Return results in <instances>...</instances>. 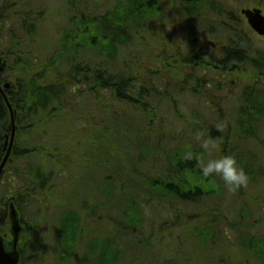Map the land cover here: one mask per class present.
Segmentation results:
<instances>
[{
  "label": "rangeland",
  "instance_id": "rangeland-1",
  "mask_svg": "<svg viewBox=\"0 0 264 264\" xmlns=\"http://www.w3.org/2000/svg\"><path fill=\"white\" fill-rule=\"evenodd\" d=\"M67 2L68 0H0V8H3L0 11L3 16L0 41L10 53L9 59L7 58L10 68L7 78L29 82L41 71L39 66L49 64L48 60L58 48L63 31L72 28L69 24L70 18L76 15ZM79 2V7L87 17L102 14L111 3L110 0ZM208 2L209 11L205 10L207 15L202 12L199 20L203 19V24L197 26L184 18L183 1L161 0L162 5L152 13L155 16L149 22L144 37L140 38L139 34L132 33L129 46L123 45L120 49L119 62L112 65L104 59L100 64L106 65L114 73H125L132 69V73L137 77V84L157 88L159 96L153 98V118L148 122L156 133L159 147L165 150L168 159L172 155L179 157L174 154L175 151L186 147L187 143L195 144V148L202 150L201 159L204 161L234 152L243 164H253L250 172L257 176V181L249 182L246 187L242 186L232 192L219 176L214 175L211 177L213 182L207 183V188L204 186L206 190L200 191L202 193L198 199L194 197L195 200L192 201H180L165 192H161L162 197H157L154 191L149 193L148 186L146 193L145 189L142 193L137 191L141 194L138 207L141 208L143 222L135 236L124 233L116 226L119 231L116 230L118 238L115 239V242L127 251L125 259H134V264H264V110L261 111L256 106L262 114L255 113L250 118L248 113L254 109L253 104L244 97V94L251 90L249 100L257 99V102L264 104V82L260 79L264 77V72L254 74L248 81H231L218 70L209 69L201 63L194 67V57L189 52L196 42L200 41L208 53L210 45L213 56L222 57L218 56L219 48L226 44V40L219 38V28L226 24L227 27L232 26L229 30L238 28L243 31L250 56L264 55V38L249 28L241 14L243 9L258 8L264 16V0ZM212 4L220 8L221 15H215ZM27 9L33 10V15L39 19L36 22L38 34L35 37H29L21 22L13 17L15 12L18 14ZM102 47L88 45L86 48L90 49H86L77 57L80 61L94 66L99 59L98 51ZM21 58L26 62L29 71L21 72ZM184 59L188 61L184 62ZM124 62L128 64L123 65ZM243 67L245 70L251 66L244 64ZM182 81L186 88L195 85L193 82L197 81L200 83L199 92H181L179 83ZM166 88L171 91L175 106L166 98ZM190 90L192 91V88ZM88 94V91L77 94L74 103L70 104L73 108L63 111L65 115L85 117L86 122L83 119L72 121L68 117L61 123H50L41 129L46 134L42 135L40 140L34 138H38L40 132H32L33 137L28 145H37L40 141L45 144L54 133L62 143L63 140L68 141L72 150L67 153V170L58 173L52 183L54 189L47 194L36 192L33 198L22 203L21 218L25 224L21 233V239L25 243L23 249L21 248L22 264H92L91 256H88V247L92 249L90 239L96 238L100 241V253L107 233L113 225L103 221L97 222L96 218L86 222L81 218L82 214L77 218L73 213H79V206L84 201L92 203L91 205L101 204L104 198L111 200L115 195L117 198L111 202L109 212L113 215V210H116L121 216L127 206L126 201L135 197L133 187L138 186V190L144 188L141 178L129 172L134 163L132 154L133 149L136 150L138 139L148 146L156 142L153 138H145L141 132V123L145 118L136 108L114 103L111 96L102 90L99 101ZM97 105L101 106L98 108ZM105 107L111 114L119 116L120 122L125 121L126 124L132 125L131 128L125 125V128L132 131L127 141L132 150L129 149L130 145L128 148L125 144L127 137L120 141L119 137L107 136L102 144L97 142L96 115H100ZM242 107L247 109L244 116ZM239 121L244 124L249 136H244L243 132L238 131ZM190 127L199 132H189L187 128ZM67 129L75 132L68 135ZM137 132L138 138L135 135ZM210 132H213L215 137L209 136ZM131 134L137 140L133 139ZM187 135L193 137L189 138ZM25 136L22 142H26L28 136ZM197 136L213 140L217 144V150L206 152ZM180 142L186 144L180 147ZM28 145L27 148H30ZM108 148H111V152L109 151L110 156L106 157L103 149ZM108 158L114 169L123 167V175L122 171L115 174L109 166L103 164ZM179 158L183 162L188 161ZM32 161L35 166L43 165V162L35 157L15 160L13 166L18 174L14 179L18 178V182L25 181L27 165ZM158 165L159 170H162V166L159 163ZM45 167L48 171L51 170L52 163L46 162ZM258 168L261 169L262 175H259ZM142 172L145 175L148 170L144 168ZM106 173L114 174L110 186L104 183ZM9 177L7 175L5 179L6 185L0 186V197L10 194ZM105 193L109 196H105ZM99 214L102 218L106 215L102 211ZM86 230L89 232L83 235L81 241H77L81 232ZM64 232L68 235L66 244L62 239ZM197 235L203 241L196 238ZM146 238L149 239V245ZM258 241H263L262 250L252 248Z\"/></svg>",
  "mask_w": 264,
  "mask_h": 264
},
{
  "label": "trees",
  "instance_id": "trees-1",
  "mask_svg": "<svg viewBox=\"0 0 264 264\" xmlns=\"http://www.w3.org/2000/svg\"><path fill=\"white\" fill-rule=\"evenodd\" d=\"M79 1L80 0H68L67 2V4L75 10L76 15L74 14L70 18L69 24L72 25V28L63 31L62 38L59 40L58 48L48 60L49 64L46 66H39V71H41L29 82L25 83L20 79L15 81L18 93H13L12 97L14 100V107L18 112V131L15 143L16 146L13 149L7 167V173L10 176L8 178V191L12 195L10 201L14 202L18 212L22 216V205L26 203V200L33 198L36 195V192L47 194L50 190H53L55 186L52 183L55 181L56 175L67 170L68 167V164H66L69 159L67 153L72 150V147L68 145V141L63 140L64 143H62L60 139H57L55 136L56 134L53 133L52 136L47 139V143L45 144L40 141L37 145H28L33 137L32 134H38L40 132L41 135H39L38 138L34 137L35 139L40 140L41 136L46 134L41 129L47 127V125L53 122L61 123L64 120H67L66 118L68 117V119L72 121H75V119H83L86 122L85 117H73L71 114L65 115L63 114V111L70 107L73 108L70 104L74 103V100L77 98L76 95L81 92L88 91V96L93 97L97 101L101 100V90L105 94L108 93L114 103L136 108L145 118L144 122L141 123V132L144 134L145 138H153L156 141L154 145L148 146L146 143L144 144L138 139L139 142L136 150L132 148L130 143L129 148L127 141L129 139L128 137H130L129 134L132 131L125 128V125L130 128L132 125L126 124L125 121L120 122L121 118L116 114H111L112 112L107 107H105V110H101L100 115H96L97 118L95 122L98 131V136L96 137L97 142L102 144L107 136L119 137L120 141H123V139L127 137L125 144L130 150L133 149L134 151V154H132V156H134V163H132L129 173L137 178H141L142 186H144V188L138 190V186L133 187L135 197L126 201L127 206L121 216L117 214L116 210H113V215L109 212L111 202L117 198L115 195L111 200H105V198L103 200L102 197L103 201L101 204L96 203L91 205L92 203L89 204L87 201H84L79 206V213L75 211L73 214L77 218L81 217L80 214H82L81 218H84L86 222L93 221L94 218H96L97 222L103 221L104 223H110L113 225V228L107 233L100 253L98 247L101 245L100 241L98 242L96 238L90 239L89 244L92 249L88 247V256H91L90 259L92 264H134V259H131L130 261H128V258L125 259L127 251L123 247H120V245L115 242V239L118 238V234L116 233V230L119 231L117 229L118 227L121 228L124 233L127 232L129 235L135 236L138 232V227H140L143 222L141 208L138 207V201L141 199V194L139 195L137 191H141L142 193L145 189L144 193H146L149 188V193L154 191L157 197H162L163 194H161V192H165L167 195L171 194L172 196H175L180 201H192L195 200L194 197H197L198 199L199 194L202 193L200 191L206 190L207 183H212L213 180H211V177H202L199 171L200 165L197 160L193 159L183 162L179 158L181 157L184 159L182 156L189 150L202 158V150L195 148V144L192 145L187 143L188 145L186 147L179 148L175 151L174 154L179 155V157L172 155L170 159H168L165 150L159 147L156 133L151 128V123L148 122L149 119L152 121L153 118L154 112L151 110V104H154L153 98L159 96L157 88H154V86L151 88L137 84V77L132 73L134 71L132 69H128L127 72L129 73H114L110 71L106 65L100 64L104 59H106L105 62H109L112 65L119 62L120 49L123 45L129 46L132 41V33L133 35L139 34L140 38L144 37V34L148 30L147 26L150 25L149 22L155 16L152 13L155 12L157 7L160 9V6L162 5L161 0H110V5L107 6L102 14H99L96 17H87L79 7ZM181 1H183L182 4L184 5V18L197 26L203 24V19H199L202 17L201 14L203 11L204 13L205 10L209 11L208 0ZM77 4H79L78 7ZM212 8L214 9L213 12L215 15H221L222 12L219 7H215V5L212 4ZM207 13L208 12L205 14L207 15ZM13 17L21 22V26H24L29 37H35L38 34L36 22L39 21V19L33 15V10H22V12H19L18 14L15 12ZM225 25L226 24H222L219 28V38L226 40V44L219 48L218 56L222 57H214L213 49L210 45L208 46L210 49V52L208 53L204 50L200 41H197L193 46V48H195L189 50V52L193 54L194 59H197V61L192 59V65L198 67L199 63H201L209 69L218 70L221 75L227 76L231 81H234L235 79H237L235 81H248L249 78L254 76V74L256 75V73L264 72V55H257L255 57L250 56L248 47L244 42L243 31L238 28H232L233 30H229L232 26L227 27ZM88 45L103 46L102 49L98 51L99 59L94 66L85 63V61H80L77 57L78 54L84 52L86 49H90L86 48ZM21 61L23 67V69L21 68V72L29 71L26 62L23 59ZM175 61L174 63H178ZM187 61L188 59H184V62ZM127 64V62L123 63V65ZM244 64H249L251 67L243 70ZM243 72H246L247 74H243ZM50 77H53V79H50ZM241 77L248 79H242ZM260 79L264 82V77H260ZM179 84L180 88H178L181 92L187 90L192 94L199 92L200 83L198 84L197 81L193 82L195 85L190 86L192 91L190 88L184 87L183 81ZM179 84H177V86ZM170 92L168 88H166V98L175 106ZM244 97L246 101L251 103L252 100H249L251 97V90L247 91L244 94ZM100 106L101 105H97L98 108ZM174 108L177 109L176 107ZM241 111L244 116L247 109L242 107ZM255 113H257V115L262 114V112L258 111L256 108L249 111L248 114L250 115V118H252V115ZM6 119H8L7 110L0 96V141L1 139L3 141V136L9 132V124L5 125ZM250 123L252 126V122ZM135 126L136 125H133V127ZM187 129L194 134L198 131L196 128L192 127ZM210 131H212V129H210ZM238 131L241 133L243 132L244 136H249L248 132L244 129V124L240 121L238 122ZM71 132L75 131L68 130V135H70ZM24 135H26L25 137L28 136L26 142H22ZM135 135L137 138L139 137L138 132ZM211 135L212 138L215 137L213 132L209 133V136ZM187 136L189 138L193 137L190 135ZM131 137L137 140L133 134H131ZM193 143L195 142L193 141ZM182 144L186 143L180 142V147ZM27 145L31 147L27 148ZM109 151L111 152V148L103 149V154L106 157H109ZM229 154L235 155L234 152ZM27 157H35L43 162V165L35 166L33 165V161L29 163L27 165L26 180L18 182V178L17 180L14 179L18 174L17 169L13 166L14 161ZM167 160L168 162L166 163L165 161ZM237 161L248 173L250 178L249 182L252 183L257 181V176L255 177V174L250 172L253 164H243L242 161L238 159ZM46 162L52 163V168L49 171L45 167ZM158 163L162 166V170H159ZM103 164L109 166L115 174L122 171L123 175V167L119 166L117 169H114V165L110 158L106 159ZM144 168L148 170L145 175L142 172ZM258 170L259 175H262L263 173L261 169L258 168ZM113 179V173H110V175H107L106 173L104 183L110 186ZM147 186L148 188L146 189ZM204 186L206 187L205 189ZM28 187H30V189H23ZM105 196H109V194L105 193ZM0 206L6 207V201L4 200L3 203H0ZM4 211L1 209L0 215L3 217V221H6L7 208H5ZM101 211L103 214H106L103 218L99 214ZM87 232L89 231H82L80 234L81 237L78 238L77 241H81L83 235H86ZM67 237V233L64 232L62 234L64 244L68 243ZM196 238L203 241L199 235H197ZM146 241L147 245H149V239L146 238ZM20 242L24 241L20 239ZM259 245H261L260 248L258 247ZM252 248L262 250L263 241H258V243L253 245ZM62 256H64V254H62Z\"/></svg>",
  "mask_w": 264,
  "mask_h": 264
},
{
  "label": "water",
  "instance_id": "water-1",
  "mask_svg": "<svg viewBox=\"0 0 264 264\" xmlns=\"http://www.w3.org/2000/svg\"><path fill=\"white\" fill-rule=\"evenodd\" d=\"M242 14L245 16L250 28L260 36L264 37V16L258 9L254 10H242ZM10 83L7 82L4 88L7 89ZM4 100L10 112V127L9 132L3 136L4 146L3 152L4 157L0 163V176L3 169L11 155L12 147L14 145L15 134L17 127L14 122V113L8 99L4 96ZM8 220L10 224L9 233L11 235L10 240H6L0 236V264H19L20 253L18 251V241L21 232V225L19 220L18 212L15 206L11 203L8 208Z\"/></svg>",
  "mask_w": 264,
  "mask_h": 264
},
{
  "label": "clouds",
  "instance_id": "clouds-1",
  "mask_svg": "<svg viewBox=\"0 0 264 264\" xmlns=\"http://www.w3.org/2000/svg\"><path fill=\"white\" fill-rule=\"evenodd\" d=\"M197 140H201V147L208 153L217 150V144L211 139H203L197 136ZM185 160H197L200 165L199 171L204 178L219 176L229 191L235 192L242 186L246 187L249 183V175L245 169L239 165L235 155H220L218 158H211L207 161L202 160L197 154L191 150L184 153Z\"/></svg>",
  "mask_w": 264,
  "mask_h": 264
},
{
  "label": "flooded vegetation",
  "instance_id": "flooded-vegetation-1",
  "mask_svg": "<svg viewBox=\"0 0 264 264\" xmlns=\"http://www.w3.org/2000/svg\"><path fill=\"white\" fill-rule=\"evenodd\" d=\"M3 8H0V11H2ZM3 25V16L1 15V12H0V30H1V27ZM9 55V56H8ZM10 57V53L7 50L4 49L3 47V44L2 42L0 41V96L3 100V104L4 106L6 107V110H7V114H8V119L5 120V125L9 124L10 125V112H9V109L7 107V104L4 100V96L7 97V99L9 100L11 106H12V109L13 111L15 112L14 114V120H15V124H17V115H18V112H17V109L14 107V100H13V97H12V94H17L18 93V89L17 87H12L11 85H9V87L7 89L4 88V85L8 82V79L7 78V73H8V70H10V68L8 67L7 65V58L9 59ZM11 79V78H10ZM12 82V81H11ZM14 83V82H12ZM15 86V84H13ZM3 136V134H2ZM1 136V138H2ZM3 146H4V140L0 141V158L2 160V157H3ZM16 146V145H15ZM15 146L13 147V149L15 148ZM12 149V150H13ZM13 152V151H12ZM0 160V162H1ZM6 171V170H5ZM3 171L2 175H1V178H0V186H5L6 183H5V179L8 175V173L6 174V172ZM11 196L9 195H6L5 197H0V203H3V201L5 200L6 203H7V200L10 198ZM5 206H0V210L2 209L3 211L5 210ZM5 212V211H4ZM7 213V211H6ZM22 225H23V222H22ZM9 223H8V218H7V214H6V221H3V217L0 215V235L3 236V237H6L8 238L7 236H9ZM10 238V236H9Z\"/></svg>",
  "mask_w": 264,
  "mask_h": 264
},
{
  "label": "bare ground",
  "instance_id": "bare-ground-1",
  "mask_svg": "<svg viewBox=\"0 0 264 264\" xmlns=\"http://www.w3.org/2000/svg\"><path fill=\"white\" fill-rule=\"evenodd\" d=\"M251 104H253V108H256V106H257V107L260 108L261 111L264 110V104H263L262 102H259V101L257 102V99L252 100V101H251ZM1 120H2V119H1Z\"/></svg>",
  "mask_w": 264,
  "mask_h": 264
}]
</instances>
